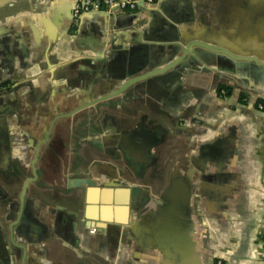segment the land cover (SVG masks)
I'll return each mask as SVG.
<instances>
[{
  "label": "crops",
  "instance_id": "obj_1",
  "mask_svg": "<svg viewBox=\"0 0 264 264\" xmlns=\"http://www.w3.org/2000/svg\"><path fill=\"white\" fill-rule=\"evenodd\" d=\"M73 8L0 0V264H264V0Z\"/></svg>",
  "mask_w": 264,
  "mask_h": 264
},
{
  "label": "built area",
  "instance_id": "obj_2",
  "mask_svg": "<svg viewBox=\"0 0 264 264\" xmlns=\"http://www.w3.org/2000/svg\"><path fill=\"white\" fill-rule=\"evenodd\" d=\"M45 1V0H44ZM145 1L153 4L154 0H77L75 4L74 14L79 17L92 12H135L139 9V2ZM260 111L264 109L263 105H259ZM222 264V262H217Z\"/></svg>",
  "mask_w": 264,
  "mask_h": 264
},
{
  "label": "water",
  "instance_id": "obj_3",
  "mask_svg": "<svg viewBox=\"0 0 264 264\" xmlns=\"http://www.w3.org/2000/svg\"><path fill=\"white\" fill-rule=\"evenodd\" d=\"M76 1L77 0H74V8H73L74 10H75ZM152 5L153 4H148L145 1H140L138 10L143 9L146 6H152ZM92 13H96V12H92ZM92 13H89V14H92ZM102 13L107 14L108 16H113L114 14H116L118 12H114L112 14H109L107 12H102ZM84 15H87V14H84ZM84 15H81V16H84ZM81 16H79V17H81ZM237 56L239 57L237 59L239 61V64H240L239 67H241L243 64L245 66L251 67V69H254V70H261L264 67V59H260V58L254 59V58H258V57L253 56V55H237Z\"/></svg>",
  "mask_w": 264,
  "mask_h": 264
},
{
  "label": "trees",
  "instance_id": "obj_4",
  "mask_svg": "<svg viewBox=\"0 0 264 264\" xmlns=\"http://www.w3.org/2000/svg\"><path fill=\"white\" fill-rule=\"evenodd\" d=\"M229 88H227V87H225V86H220V88H219V93H221V92H225V94L227 95L228 94V92H229ZM261 104L262 105H264L262 102H261ZM216 264H217V262H216Z\"/></svg>",
  "mask_w": 264,
  "mask_h": 264
},
{
  "label": "flooded vegetation",
  "instance_id": "obj_5",
  "mask_svg": "<svg viewBox=\"0 0 264 264\" xmlns=\"http://www.w3.org/2000/svg\"><path fill=\"white\" fill-rule=\"evenodd\" d=\"M260 105H262V104H260Z\"/></svg>",
  "mask_w": 264,
  "mask_h": 264
}]
</instances>
